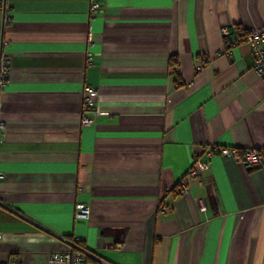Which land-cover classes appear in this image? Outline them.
Wrapping results in <instances>:
<instances>
[{
    "label": "crops",
    "instance_id": "0c3cea01",
    "mask_svg": "<svg viewBox=\"0 0 264 264\" xmlns=\"http://www.w3.org/2000/svg\"><path fill=\"white\" fill-rule=\"evenodd\" d=\"M0 1V263L77 239L90 264H264V158L213 155L175 190L205 145L264 146V81L222 32L264 27V0Z\"/></svg>",
    "mask_w": 264,
    "mask_h": 264
},
{
    "label": "built area",
    "instance_id": "2783aa9c",
    "mask_svg": "<svg viewBox=\"0 0 264 264\" xmlns=\"http://www.w3.org/2000/svg\"><path fill=\"white\" fill-rule=\"evenodd\" d=\"M88 11L90 16H94L101 11V5L99 0H89ZM4 10V24H9L11 17L8 8L0 1V9ZM222 32L224 35L230 34L232 31L229 27H223ZM245 43L251 49L253 55L252 70L253 72L264 81V27H250L245 37ZM227 53V51H225ZM91 53L87 52V58H90ZM197 66H201L200 60L196 62ZM171 70H177L176 66H172ZM10 72L9 59L6 53L0 52V88H2L8 81ZM175 82L179 83L177 76ZM92 88L86 87L81 102L80 108V125L90 126L94 123L97 111L94 107V102L91 97ZM1 125V123H0ZM2 126V125H1ZM213 155H220L224 158H232L236 162L242 163L249 168H258L262 164L264 158V146L262 148H246L239 149L234 146L225 147L214 144L203 146L201 154L197 155L193 164L188 168L185 175L177 184L176 192L187 193L188 181L197 179L200 180L202 173L209 169V159ZM2 174L0 173V178ZM203 210L205 208H202ZM166 206L159 208L160 213L166 212ZM89 213L88 207L84 204L77 203L75 205L74 215L76 218H86ZM2 235L0 233V240ZM77 239H74L71 243L70 249L61 252H51L46 257L45 264H90L87 261V257L91 254L77 243ZM0 264H19L15 260H11L7 263Z\"/></svg>",
    "mask_w": 264,
    "mask_h": 264
},
{
    "label": "trees",
    "instance_id": "16d2710c",
    "mask_svg": "<svg viewBox=\"0 0 264 264\" xmlns=\"http://www.w3.org/2000/svg\"><path fill=\"white\" fill-rule=\"evenodd\" d=\"M229 28L231 29L232 32L228 35H223L226 45H230V43L232 42L231 35H232L234 42H236V43H240V42L245 41V37H246V34L248 32V29L243 28L240 24H233ZM169 64H170V66H176L177 65L175 56H172L170 58ZM172 72L174 73L175 76L178 75L177 70H172ZM77 243L80 246L84 247L80 240H78Z\"/></svg>",
    "mask_w": 264,
    "mask_h": 264
}]
</instances>
